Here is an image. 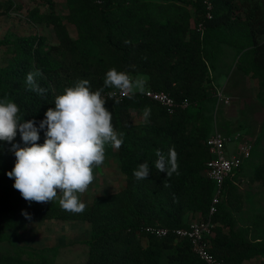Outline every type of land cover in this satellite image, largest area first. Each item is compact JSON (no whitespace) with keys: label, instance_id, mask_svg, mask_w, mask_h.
<instances>
[{"label":"trees","instance_id":"1","mask_svg":"<svg viewBox=\"0 0 264 264\" xmlns=\"http://www.w3.org/2000/svg\"><path fill=\"white\" fill-rule=\"evenodd\" d=\"M211 1L213 18L207 20L203 0H68L66 22L53 11L32 12L36 21L53 28L58 44L35 36L0 40V49L8 48L11 54L8 63L0 65V99L15 102L22 121L34 120L37 128L48 108L54 107L55 97L78 80H88L96 91L104 87L106 72L115 68L145 82L143 93L137 91L119 104L106 101L115 130L124 133L118 155L126 187L96 197L79 214L61 207L31 206L11 219V229L26 231L36 221L87 222L92 233L85 241L89 250L85 264H161L165 253L172 263L205 264L188 239L173 234L158 237L146 231L150 226L188 227L186 217L200 213L215 224L210 251L226 264L264 257V214L252 216L250 225L240 228L230 214L241 198L234 185L235 174L225 181L217 212L210 216L217 186L203 175L211 159L206 146L211 135L202 122L217 43L240 49L235 66L258 77L264 87V9L259 1ZM189 7L202 13L199 22L204 31L192 27ZM13 8L0 1V13ZM69 25L76 27V39L70 36ZM36 70L42 74L36 81L46 89L43 96L26 85L27 73ZM146 90L165 92L177 102L188 99L189 106L171 114L146 98ZM146 107L151 110L147 121L135 123L133 112L143 113ZM170 148L177 153L178 169L167 177L155 168V151L167 156ZM2 160L0 156V165ZM143 163L148 164L150 175L137 180L133 172ZM259 171L257 167L254 175ZM17 194L18 201L24 200ZM4 238L0 236V241ZM0 264L24 262L16 254L0 257Z\"/></svg>","mask_w":264,"mask_h":264},{"label":"rangeland","instance_id":"2","mask_svg":"<svg viewBox=\"0 0 264 264\" xmlns=\"http://www.w3.org/2000/svg\"><path fill=\"white\" fill-rule=\"evenodd\" d=\"M0 1L4 5H14L11 12L0 13V40L35 36L45 37L49 44L59 43L53 28L36 21L32 12L38 10L44 15L53 11L66 22L70 13L68 0ZM251 1L261 2L264 9V0ZM189 11L192 15V27L201 31L200 28L204 26L203 22H199L202 13L197 7H189ZM68 30L70 36L76 39V27L69 25ZM216 45L211 86L203 105L205 118L202 122L210 129L208 135L215 132L225 135L230 148L228 156L232 151L241 160V167L234 175L238 178L234 185L241 198L236 199L234 209L230 212L235 217L237 228H240L250 225L248 221L252 216L264 214V87L258 77L248 76L235 66L240 49L231 44ZM10 58L8 48L0 49V65H6ZM132 117L137 124L147 121L142 112H133ZM39 135L38 143L43 144L45 137ZM13 144L30 146L23 143L19 132L11 143L0 141V156L3 158L0 165V236L5 237V240L0 241V257L18 254L24 264H85L89 251L85 241L90 239L92 233V227L87 222L36 221L29 224L26 231H14L9 227L8 223L18 212L31 206L60 207L58 200L48 203L17 200L14 179L7 175L16 162ZM244 149L250 152L247 158ZM118 153L119 149L106 145L103 165L94 169L93 183L85 193L80 194V199L86 206L91 205L96 197L114 194L126 187ZM257 167H260V171L256 176L254 173ZM203 175L207 177L204 172ZM208 221L200 213H190L186 217L187 225ZM214 228L215 224L212 223L211 235L214 234ZM224 229L228 231V227ZM161 264L176 263L170 262L165 253ZM244 264H264V257Z\"/></svg>","mask_w":264,"mask_h":264},{"label":"clouds","instance_id":"3","mask_svg":"<svg viewBox=\"0 0 264 264\" xmlns=\"http://www.w3.org/2000/svg\"><path fill=\"white\" fill-rule=\"evenodd\" d=\"M126 43H129L126 41ZM39 70L26 75L28 90L44 95L36 77ZM104 87L93 91L88 80H78L74 86L64 89L63 94L54 99V107H49L45 118L35 126L34 120L21 119L20 108L7 97L0 99V141L11 143L19 132L26 147L12 145L16 162L7 173L14 179L13 187L28 202L48 203L58 200L62 210L79 214L86 207L80 199L93 183L94 169L103 165L106 158V145L119 149L123 144L124 133H118L112 124V113L106 106L103 95L105 89L116 104L119 93L129 97L139 91L143 93L145 82L134 79L124 71L115 68L108 70L103 81ZM150 108L143 110V116H150ZM43 144L40 130H45ZM155 168L171 177L177 172V153L170 148L167 156L159 149L155 151ZM137 180L150 175L147 163L140 164L133 172ZM59 191V195H58ZM27 218L26 213H22Z\"/></svg>","mask_w":264,"mask_h":264},{"label":"built area","instance_id":"4","mask_svg":"<svg viewBox=\"0 0 264 264\" xmlns=\"http://www.w3.org/2000/svg\"><path fill=\"white\" fill-rule=\"evenodd\" d=\"M203 3L206 6V18L207 20H211L213 18L212 1L203 0ZM200 29L201 31H203L204 26L202 25ZM108 92L109 91L103 93L106 101H114L113 98H109L107 96ZM144 95L146 98L166 107L171 114H173L177 109H185L189 106L188 99L177 102L169 94L162 91L146 90ZM127 98L128 97L120 96L118 93L115 99L123 101ZM228 144V139L220 132L213 133L206 140V146L211 155V159L207 162L204 173L217 186V191L214 195L212 206L209 212L210 216L215 215V213L217 212V206L220 203L225 181L233 174H235L241 167V160L238 159L237 156L232 153V151L230 156H228V152L230 151ZM244 154L245 158L250 156V152L246 149H244ZM211 227L212 221L209 220L208 222L194 223L189 225L188 227H181L176 229L150 226L146 228V231L158 237H167L168 235L173 234L178 238L188 239L192 246L193 252L205 264H226L224 260L219 259L210 251L209 237L211 236Z\"/></svg>","mask_w":264,"mask_h":264}]
</instances>
